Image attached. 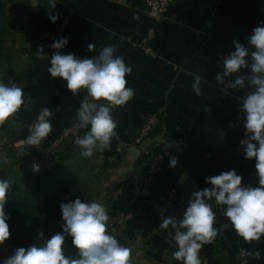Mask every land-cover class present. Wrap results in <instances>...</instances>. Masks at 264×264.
I'll return each mask as SVG.
<instances>
[{
  "label": "crops",
  "instance_id": "obj_1",
  "mask_svg": "<svg viewBox=\"0 0 264 264\" xmlns=\"http://www.w3.org/2000/svg\"><path fill=\"white\" fill-rule=\"evenodd\" d=\"M43 1L48 0H27L25 20L29 24L28 37L37 15L43 19H48L50 14L58 15L67 18L70 23L69 33L65 36L69 43L61 52L92 58L102 47L114 45L115 55L122 56L133 69L126 76V86L133 88L135 95L125 106L113 110L117 135L109 148L118 140L121 144L127 138L128 128L142 118L148 106L164 107L168 112L173 146L160 190L155 195L141 191L139 179L131 172L126 175L125 181V199L127 203L136 205L134 211L137 215H124L137 220L140 236L148 238L151 251L157 252L156 257L162 260L167 251L175 247L169 242L167 232L158 227L161 219L168 216L182 219L192 193L210 187L205 182L206 177L235 169L244 178L242 184L255 187L257 183L255 161L243 158L240 145L244 128L241 119L237 118L243 114L224 110L227 101H233L234 94L229 99L228 95H224L229 94V88L215 81L216 73L223 70V55L234 51L236 36L225 32L223 27L225 23L232 25L234 19L230 17L238 0H173L165 21L157 28L153 44L156 59L144 57L129 44V40L143 36L146 27L151 25L141 3L126 0H58L54 10H44ZM251 4L256 11L260 12V7L263 8V16L251 18L257 27L258 22L264 21V0H251ZM255 27H251V34ZM91 43L96 46L95 52L88 51ZM53 53H45V59H40L37 66L25 63L24 68L28 72L38 68L43 74L32 81L34 84L26 85V97L31 101V107L26 105L22 108L29 111L38 109L40 112L43 107H48L54 114L51 118L52 131L75 126L84 135L86 129L78 127L77 109L87 94L86 90L73 96L66 87V81L50 77L47 67ZM196 75L202 78L200 96L192 90ZM28 100L25 99L26 102ZM230 123L235 126L230 127ZM171 159H176L175 167L170 166ZM213 210L216 213L214 227H226L218 232L212 243L206 244L208 246L218 245L222 236L230 242L229 231L234 232L230 236L235 238V230L224 215V206H216L213 202ZM220 259L212 256L210 263L223 264Z\"/></svg>",
  "mask_w": 264,
  "mask_h": 264
},
{
  "label": "clouds",
  "instance_id": "obj_2",
  "mask_svg": "<svg viewBox=\"0 0 264 264\" xmlns=\"http://www.w3.org/2000/svg\"><path fill=\"white\" fill-rule=\"evenodd\" d=\"M57 3L58 0H48L53 10ZM58 19V15H49L52 23ZM68 43V38L62 37L53 41L50 48L63 50ZM233 45L234 51L223 56V70L216 73L215 81L218 85L229 81L232 89L254 88L240 103L239 110L243 115L237 119L243 120L244 139L240 141L243 158L255 161L257 183L255 187L244 185L243 176L235 169L222 171L205 178L210 187L192 193L182 219L177 220L174 216L161 219L158 227L167 232L169 242L176 248L173 258L183 264H202L200 251L203 245L212 243L218 232L226 227H214L213 202L216 206H224V215L239 236L247 241L260 240L264 236V21L258 22L252 30L247 46L237 39L233 40ZM95 47L89 44L88 51L95 52ZM115 52L114 45L102 47L92 58L56 51L47 67L51 78L66 81L73 96L86 90L77 109L78 127L86 131L74 141L84 158H91L97 150L110 147L117 135L113 110L125 106L135 95L134 89L126 86V76L133 69ZM37 55L41 60L45 59L42 46L37 48ZM233 74H236L235 78H232ZM201 82V76L196 75L192 90L197 96L201 95ZM22 106H26L23 88L0 80V125ZM53 115L52 110L43 107L30 126V134L19 140L17 146L40 145L52 131ZM229 126L235 125L230 123ZM176 162L171 159L169 164L175 167ZM32 170L39 172V165L34 163ZM9 189L10 181L0 179V245L11 236L8 224L11 216L6 209ZM59 207L62 231L50 238H45L43 231L39 232L37 239L43 242L42 245L16 248L0 264H130V249L120 243L114 230H108L110 217L103 204L77 197L61 202ZM68 237H71V245L79 258L66 256L64 245ZM255 255L258 257L259 252Z\"/></svg>",
  "mask_w": 264,
  "mask_h": 264
},
{
  "label": "rangeland",
  "instance_id": "obj_3",
  "mask_svg": "<svg viewBox=\"0 0 264 264\" xmlns=\"http://www.w3.org/2000/svg\"><path fill=\"white\" fill-rule=\"evenodd\" d=\"M0 4L2 7L0 14H2V17L4 18L0 21V31H2V34L0 33V80H2L5 84L11 83L23 88L25 99L28 100L26 97L27 92L25 91V88L27 87L26 85L34 84L32 81L43 74L38 68L33 69V72H28L26 68H24L25 63L27 66L31 65L28 54L31 44L39 41L35 36V19L33 20L31 34L28 37L27 32L29 30V24L27 23L28 21L25 20L28 10L27 0H0ZM234 6V12L230 17L231 20L234 19V21H232V25H230V23H225L223 30L227 33H234L236 39L240 43H243L247 46V38L251 35V27H255L253 22H251V18L259 15L263 16V8L260 7V12L256 11L251 4V0H238ZM149 27H146L143 36H141L139 39L133 41L129 40V44L130 47L132 46L133 48L139 50L144 57L156 59L157 55L155 54L153 48L156 37L150 43V51L152 52V55L148 53L147 55L145 53V49L142 47V43L147 44V32ZM225 40L228 39H224V41ZM25 53L26 56H22ZM244 74H247V72L245 71ZM235 75L236 74H233L232 78H235ZM224 86V88H229V91H227L229 94H224L225 96L228 95L227 97L230 99L231 95L234 94L233 101L228 100V105L225 106L224 110L238 111L241 113L239 110L240 103L243 102V98L245 96L253 91V88L246 86L244 89H232L230 87L229 81H226ZM231 90L233 93H231ZM224 92L226 93V90ZM28 102H30L31 107V101L28 100ZM21 109L13 117L9 118L2 125H0V173L9 175L13 178H28V184H25L23 189L26 191V193L31 192L34 197L32 201L28 203L31 206H34L36 202H39L36 204L39 205V207L34 209H25L28 203L27 201H24L22 204H20V206L13 205L17 207V209H14L13 206V208H10L11 211H13V214L19 217V220L13 222L10 220L8 221L11 236L10 239L5 241L3 245H0V261H3L7 257L11 256L16 248H27L33 244H37L38 246L42 245L43 242L37 239V234L41 231L45 233V238H50L56 232L62 231L60 226L62 223L61 210L59 207L61 202L73 201L79 197L87 202L95 201L103 204L107 208L109 214L111 210V204L114 200L125 199L127 190V184H125L126 175L130 172L132 173V167L127 163V158L124 154L125 149L131 144L129 143V138H125L121 144L119 142L120 140H116L117 142L114 143L112 148L97 150L91 158L82 157L80 155L81 150L78 147L79 151L76 157L68 161H64V163L57 165L55 168L50 165V160L55 156V154H57V151L52 150L48 154L47 151H45L47 154L45 156L47 157L42 156L38 162L40 167L39 172H34L30 166H27V168H21L18 165L10 167L15 160L6 158L7 150L14 152V150L17 151L20 149V147L17 146V142L29 135L30 126L35 122L34 121L32 124L27 126L26 129H24L22 127L23 122L21 119ZM164 109V107L157 105L151 107L148 106L146 109L147 111L142 114V118L135 124L139 123L143 118L146 117L145 122L141 126L142 129L151 120V117L154 113L156 116L161 115V119H163L162 123L161 120L159 121L160 124H157L156 122L161 135L157 136L154 139V142L161 144L165 143V146L168 149L171 148L173 142L170 136L171 132L169 131L170 120L168 117V112L166 109ZM36 111L39 110L37 109ZM158 120L156 118V121ZM241 122H243L242 118ZM135 124H132L128 129L131 130V127ZM74 127L75 126H67L65 129ZM12 131H21L23 135V132L27 131V134L23 138H19L13 143L14 149L10 146L8 143L9 140L7 139V133ZM136 134L137 133L132 132L131 136L135 139ZM82 136L83 135L80 134L77 128L76 136H74V138H69H72L74 143L77 138ZM240 140H242V138ZM35 147V150H37L41 147V144ZM110 153L113 154L109 155ZM33 154L34 153H32V155ZM22 155L23 156L19 154L20 164L25 162V160L22 158L25 157L26 159L28 157V153H24ZM107 155H109V157ZM57 158L58 157H54L53 159L57 160ZM143 158L144 157H142V159ZM33 159L34 158L28 157L26 160L32 162ZM111 165L114 166L111 167ZM142 169L143 175H145L144 168ZM123 215H119L116 218H111L109 216L110 219L108 221V230H114L113 234L116 236V232L118 231L117 229H122L126 220H130L129 216ZM231 239H229V241H231ZM147 240L148 238H143L140 236V234H138L134 237V240L132 238L130 241H126V245H123L130 249V264H173L170 261V258H173V251H167L165 257L161 260L158 258V256L156 257L158 254L157 252L154 251L153 253L151 251L152 246L148 244ZM233 240L238 241L245 239L237 235ZM253 241L256 243V246L259 247L255 249L254 252L256 253L257 250L264 246V236H262L260 240ZM248 242L250 243L251 241ZM229 245L233 250V247L230 243ZM64 249L66 256L71 258H79L77 250L71 245V237L67 238ZM255 253L248 256L246 249L238 248V264H247V259L249 257L258 262L259 260ZM210 254L211 252H208V255ZM152 259L158 261L152 262ZM220 261H223V257L220 259Z\"/></svg>",
  "mask_w": 264,
  "mask_h": 264
},
{
  "label": "trees",
  "instance_id": "obj_4",
  "mask_svg": "<svg viewBox=\"0 0 264 264\" xmlns=\"http://www.w3.org/2000/svg\"><path fill=\"white\" fill-rule=\"evenodd\" d=\"M0 9H2L1 4H0ZM60 17L56 23H52L49 20V18L48 19L44 18L43 19L44 27L54 28L58 24ZM2 19H4V18H2ZM2 19H0V21ZM0 33L2 34V31H0ZM35 33H36L35 36L37 39L38 38V29L37 28H36ZM41 46L44 49V54L45 53L51 54L54 52L53 50H51L49 47H47L44 43H42L40 41H37L36 43L31 44L30 51L28 54H29V58H30V63L32 65L37 66L39 61H40V58L37 55V48L41 47ZM39 113H40L39 111H29L26 108H22L21 109V117H22L21 119L23 122L22 127L24 129H26L27 126H29L30 124H32L35 121V119L37 118ZM145 120H146V117L143 118L139 123L133 125L131 127V130H128L127 138L130 139L129 143H131L134 139V137L131 136V133L132 132L138 133L141 129V126L145 122ZM162 121H163V119H161V123H162ZM66 127L67 126L60 128L59 130H56V131H51L49 136L41 143V147L38 148L37 150H35V148H36L35 146H25L23 148L18 149L17 151L14 150V152H10L7 150L6 158L15 160L10 167H13L14 165H18L21 168H27V166L32 167V165L34 163L38 164V162L40 161L42 156L46 155L45 151L52 148V144H53L54 140L63 132V130ZM158 129L159 128L156 127L152 131L151 137H154L160 133V131ZM23 133H24V135L21 133V131H19V132L12 131V132L7 133L8 134L7 139L9 140L8 143L10 144V146L12 148H13V143L16 142L17 139L23 138L27 134V131H25ZM72 140H73L72 138H66L59 147L53 148L54 150L57 151V154H55L54 157H58L57 160L53 159L54 157L51 158V160H50V165L53 168H55L57 165L64 163V161H68V160L77 156L79 148L77 145H75L73 143ZM159 148H160V146L158 144H156V143L153 144L152 148H151V150H152L151 155L146 156L141 160L140 165L142 168H144V170L146 169V166L150 162L152 157L159 150ZM171 151H172V147L170 148V154H171ZM24 153H26V154L28 153V157L34 158L33 161L30 162L29 160H26L28 157L26 159H25V157H23L22 159H24L25 162L20 164L19 163L20 162L19 154L21 156H23L22 154H24ZM32 153H34V154L32 155ZM111 154H113V153H110L109 155H111ZM109 155H107V156L109 157ZM105 162H106V160H105ZM167 162H168V160L166 161V164H167ZM166 164L164 165L163 169L155 176L152 183H150L148 185L143 184V180H144L145 175H143V177L141 179H139V181H140L139 188L141 191L147 192L150 195H155L160 190L161 178L164 174V171H165L164 168H165ZM112 166H114V165H111V167ZM23 178L24 177L13 178L9 175H4V174L0 173V179H5V180L10 181V189H9V191L7 193V197H6L7 201H8L6 204V209H7L8 214L11 216L10 221H12V222L19 220V217L16 216L15 214H13V211H11L10 208L14 207V209H17V207H15V206H18V205L20 206V204H22V202H24V201H27V203H28V202L32 201V199L34 198L33 195L31 194V192L26 193V191L23 189L24 185L28 184L27 183L28 178H26V179H23ZM37 203H39V202H36L34 204V206H31L28 203V205H26L25 209L38 208L39 205H36ZM13 205H15V206H13ZM135 208H137L136 205H131V204L127 203L126 199H116L111 204V210L109 212V216L111 218H116L119 215L130 213L132 217H135L137 215V213L134 211ZM117 230H118L116 232L117 238L122 245H126L127 244L126 241H130L132 238L134 240V237L140 233L139 232L140 230L138 229L137 220H135L133 218H131L129 221H126L124 223V227L122 229H117ZM228 235H229L228 236L229 239H231L232 236H230V235H234V232L232 234V231H229ZM237 235L238 234L235 231V237ZM227 242H228V240H227ZM229 243L233 247V255L231 257L225 251L220 250L218 245L208 246V245L204 244L201 251H200V258H202V257L206 258L208 260V263L211 264L210 258L212 256H214L215 258H222L223 257V261H222L223 264H238V260H237L238 248L246 249L248 256L250 254L253 255L255 253L254 252L255 249L259 248L258 246H256V243L254 241H251L249 243L247 240L234 241L233 239H231V241ZM235 243H237V244H235ZM263 245H264V243H263ZM171 251H173V253H174L176 251V248L172 249ZM208 252L209 253L211 252V254H210L211 256L208 255ZM257 252H259V256H258L259 261L257 262L256 260L249 257L247 259V264H264V246H262V248L257 250Z\"/></svg>",
  "mask_w": 264,
  "mask_h": 264
},
{
  "label": "built area",
  "instance_id": "obj_5",
  "mask_svg": "<svg viewBox=\"0 0 264 264\" xmlns=\"http://www.w3.org/2000/svg\"><path fill=\"white\" fill-rule=\"evenodd\" d=\"M129 2H139L143 5L146 15L149 18L151 25L148 29L147 32V44L142 43L143 49H145V53L151 54L152 52L150 51V46H151V41L157 36V27L165 21L166 18V13L173 3V0H126ZM34 21L35 27L38 29V40L42 43H44L47 47L50 48V45L53 43V41L58 40L62 37H65L68 35L69 31V20L67 18H60L58 24L54 28H47L44 27L43 25V17L37 15ZM140 46V44H139ZM54 52L56 51H61V50H55L50 48ZM147 54V55H148ZM155 116V117H154ZM156 118L158 121H156ZM162 116L160 115H155L151 117V120L145 125L140 131L135 135V139L131 142L130 146H135L137 147L141 154L142 157H146L151 155V148L153 144H158L160 146L159 150L156 152V154L152 157L150 162L147 164L146 169L144 170L145 172V177L143 180V184L148 185L153 182L155 176L163 169L164 165L166 164V161L169 159L170 156V148L167 149L165 146V143L161 144L158 142H154V139L157 136L161 135V132L154 136L151 137L152 131L158 127L157 124H160ZM157 122V124H156ZM159 128V127H158ZM76 130L77 128H68L64 129L63 132L54 140L52 144V150L53 148L59 147L63 141L66 138L76 136ZM49 149L47 150V154L51 152L52 150ZM46 154V155H47ZM47 157V156H45ZM202 264H209L208 260L204 257L201 258ZM170 261L173 264H183L182 261H176L174 258H170Z\"/></svg>",
  "mask_w": 264,
  "mask_h": 264
},
{
  "label": "water",
  "instance_id": "obj_6",
  "mask_svg": "<svg viewBox=\"0 0 264 264\" xmlns=\"http://www.w3.org/2000/svg\"><path fill=\"white\" fill-rule=\"evenodd\" d=\"M42 8L44 10H49L51 6L48 4V1H43ZM27 107H30V102H27ZM124 154L127 158V163L132 167V173L138 179H141L143 175V169L140 166V161L142 159L140 150L135 146H129L125 149ZM218 245L219 249L225 251L230 257L233 255L232 248L223 236L219 238Z\"/></svg>",
  "mask_w": 264,
  "mask_h": 264
}]
</instances>
